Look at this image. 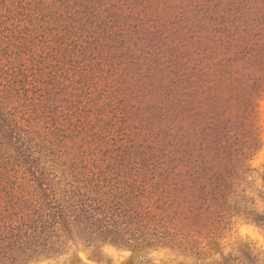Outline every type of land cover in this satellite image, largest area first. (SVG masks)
I'll return each instance as SVG.
<instances>
[{
    "label": "trees",
    "instance_id": "16d2710c",
    "mask_svg": "<svg viewBox=\"0 0 264 264\" xmlns=\"http://www.w3.org/2000/svg\"><path fill=\"white\" fill-rule=\"evenodd\" d=\"M263 27L264 0H0V264H89L100 240L254 264L222 236L264 222L233 193Z\"/></svg>",
    "mask_w": 264,
    "mask_h": 264
},
{
    "label": "rangeland",
    "instance_id": "374dc122",
    "mask_svg": "<svg viewBox=\"0 0 264 264\" xmlns=\"http://www.w3.org/2000/svg\"><path fill=\"white\" fill-rule=\"evenodd\" d=\"M252 32V31H251ZM257 33L264 35V27ZM263 68V69H262ZM259 72L263 74L260 88L263 94L258 101L257 112V142L258 149L247 161L248 168L241 174L234 196L235 207L264 208V67ZM222 241L225 251L234 250L239 244L249 245L257 252L254 264H264V222H255L246 218L245 214L234 217V221L225 230ZM183 250L173 246H154L132 251L128 247L109 241L100 240L96 245L79 244L77 254L81 260L89 264H121L127 259H133V264H186L195 263V258L186 256ZM99 258L98 261L95 259ZM198 263H201L199 260ZM33 264H63L62 258L41 259ZM68 264V263H67Z\"/></svg>",
    "mask_w": 264,
    "mask_h": 264
}]
</instances>
